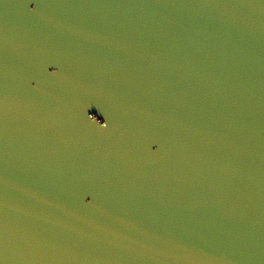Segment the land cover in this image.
Returning a JSON list of instances; mask_svg holds the SVG:
<instances>
[{
    "label": "water",
    "instance_id": "1",
    "mask_svg": "<svg viewBox=\"0 0 264 264\" xmlns=\"http://www.w3.org/2000/svg\"><path fill=\"white\" fill-rule=\"evenodd\" d=\"M0 264H264V0H0Z\"/></svg>",
    "mask_w": 264,
    "mask_h": 264
}]
</instances>
